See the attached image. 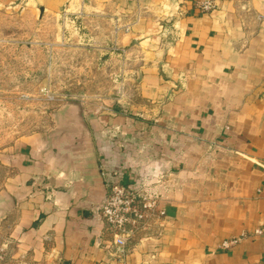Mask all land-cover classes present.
Wrapping results in <instances>:
<instances>
[{
    "label": "crops",
    "instance_id": "obj_1",
    "mask_svg": "<svg viewBox=\"0 0 264 264\" xmlns=\"http://www.w3.org/2000/svg\"><path fill=\"white\" fill-rule=\"evenodd\" d=\"M31 1L76 20L107 73L20 148L0 194L13 241L47 264H264V0ZM119 14L140 19L124 33ZM113 130L164 212L121 261L100 214Z\"/></svg>",
    "mask_w": 264,
    "mask_h": 264
},
{
    "label": "rangeland",
    "instance_id": "obj_2",
    "mask_svg": "<svg viewBox=\"0 0 264 264\" xmlns=\"http://www.w3.org/2000/svg\"><path fill=\"white\" fill-rule=\"evenodd\" d=\"M205 1L197 4L198 9L203 10ZM45 8L31 0L0 1V194L15 178L22 145L38 134L51 132L48 127L67 103L82 101L86 92L102 91L106 86L105 66L93 62L92 50L78 48L83 40L76 33L77 21L65 17V10L62 14L46 12ZM135 16L119 14L116 30L130 32L140 19ZM114 50L119 55L124 53L116 45ZM159 67L164 72L163 66ZM107 134L114 139L113 157L118 158L112 167L107 160L101 162L107 196L117 186L129 200L128 210L123 212L128 219L126 226L111 228L106 223L113 244L118 237L127 241L124 252L116 244L117 260L121 261L143 235L156 237V224L162 221L164 212L158 209L160 198L152 183L143 180L139 186H131V166L124 160L129 148L122 140L125 132L113 130ZM104 202L100 214L105 221ZM18 245L0 226V264H47L45 255H31L24 244L21 248ZM57 263L53 259L51 264Z\"/></svg>",
    "mask_w": 264,
    "mask_h": 264
},
{
    "label": "built area",
    "instance_id": "obj_3",
    "mask_svg": "<svg viewBox=\"0 0 264 264\" xmlns=\"http://www.w3.org/2000/svg\"><path fill=\"white\" fill-rule=\"evenodd\" d=\"M213 7L214 5L212 1L207 0L203 5V10L210 11ZM112 193L113 194L110 193L109 196H107L104 206H102V213L104 214L105 221L109 227H118L122 229L126 226L128 221L127 216L123 212L125 209L128 210L129 200L124 199L123 190L119 189L117 186L112 189ZM120 206H122V208H120ZM116 244L119 246V251L124 252V249H126L127 246V241L122 237H118Z\"/></svg>",
    "mask_w": 264,
    "mask_h": 264
}]
</instances>
